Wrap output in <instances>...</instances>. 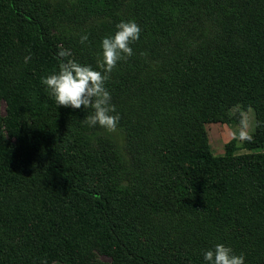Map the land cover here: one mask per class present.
<instances>
[{
    "label": "trees",
    "instance_id": "trees-1",
    "mask_svg": "<svg viewBox=\"0 0 264 264\" xmlns=\"http://www.w3.org/2000/svg\"><path fill=\"white\" fill-rule=\"evenodd\" d=\"M125 1L0 0V264H206L216 244L264 264V0H133L140 37L105 87L122 96L113 115L139 180L85 125L83 106H57L41 83L60 62L49 23ZM121 21L83 44L69 37L77 62L100 70L101 41ZM128 79L135 86L118 90ZM248 109V152L229 143L213 156L204 124Z\"/></svg>",
    "mask_w": 264,
    "mask_h": 264
},
{
    "label": "clouds",
    "instance_id": "clouds-1",
    "mask_svg": "<svg viewBox=\"0 0 264 264\" xmlns=\"http://www.w3.org/2000/svg\"><path fill=\"white\" fill-rule=\"evenodd\" d=\"M115 27V33L101 41L102 54L97 60L100 70L69 58L71 51L61 48L57 54L60 58L58 70L41 79L57 106L92 109V114L87 115L83 122L108 132L116 131L119 115H113L116 107L105 84L117 63L134 55L130 45L139 39L141 32L139 25L132 20L121 21ZM87 40L86 34L80 36L81 44ZM203 259L206 264H245L243 254H234L232 248L224 244H216L213 249L206 250Z\"/></svg>",
    "mask_w": 264,
    "mask_h": 264
},
{
    "label": "rangeland",
    "instance_id": "rangeland-1",
    "mask_svg": "<svg viewBox=\"0 0 264 264\" xmlns=\"http://www.w3.org/2000/svg\"><path fill=\"white\" fill-rule=\"evenodd\" d=\"M53 7L56 9L57 7L60 9L65 3L71 2L74 3L76 0H49ZM132 5L133 0H127L123 3L121 8L117 13L114 14H103L98 16H90L85 20L79 21L74 25H57L54 21L47 25V38L50 39L57 47L68 49L71 51V59L78 61V56L76 55V51L68 48L67 39L71 36H76L80 34H93L105 29L112 25V23L116 20L129 21L132 20ZM206 28V27H205ZM132 80L128 79L126 82H123L121 87L118 90H128L131 87H134ZM123 93V92H120ZM118 93V94H120ZM116 93L111 91V96H115ZM112 104L122 99L121 95L111 97ZM45 99L50 101L51 94L49 91L45 94ZM0 111L1 114H4V103L0 102ZM81 118L85 119L87 115L92 114V109H82L80 110ZM234 113V112H233ZM74 117L71 119L69 126L74 121ZM91 130H93L101 140L105 141V148L107 151H110V156L115 159V162L124 168V172L130 177H133L135 180H139V173L135 171V168L130 165V145L125 137L124 132L117 127L116 131L108 132L104 128L99 126L90 127L85 124ZM68 126V127H69ZM254 130V113L253 110L248 109L245 112H241L239 117H235L234 120L227 123L222 122H212L204 124V131L206 134V142L207 147L210 153L213 156H221L224 153V148L227 144L233 143L235 145L236 152L235 154H244L248 151L241 148L243 139L246 134L253 132ZM2 136L7 143L12 144L13 138L10 137L5 131L2 129ZM132 163V162H131ZM133 165V164H132ZM134 170V172H133ZM127 181L124 179L123 183ZM16 239H10L9 244L15 243ZM96 261L109 263L110 258L103 255L98 250H94L93 253ZM50 264H61L58 261H54Z\"/></svg>",
    "mask_w": 264,
    "mask_h": 264
}]
</instances>
